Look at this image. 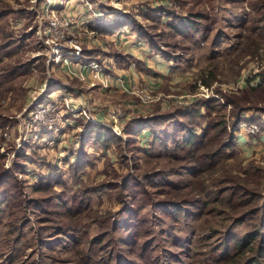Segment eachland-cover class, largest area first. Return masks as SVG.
I'll use <instances>...</instances> for the list:
<instances>
[{"label": "rangeland", "instance_id": "obj_1", "mask_svg": "<svg viewBox=\"0 0 264 264\" xmlns=\"http://www.w3.org/2000/svg\"><path fill=\"white\" fill-rule=\"evenodd\" d=\"M80 5L84 11L82 14L76 9ZM150 6L173 7L183 14L189 10L203 12V24L207 29L200 33L199 44L182 39L176 45L183 48H174L172 42L175 40L168 35L169 30L161 25L156 28V20L149 16ZM51 9L57 11L63 23L68 21V26H60V34L49 33L47 36ZM1 12L0 54L4 53L1 48L4 42L9 41L8 36L22 40L25 32V40L17 51L10 49L13 53L3 56L0 71L4 66L28 62L36 67L31 73H20L0 83V173L10 171L11 177L6 180L11 181L14 176L27 200L48 194L55 196L48 207L56 211L51 213L52 218L67 220L70 217L62 216L64 208L73 206L75 216L68 220L77 233L74 237L82 238L83 250L90 244L92 236L107 228V220L113 214L118 226L111 233L114 243L121 245V240L128 239L125 227L128 217L119 213L121 195L127 190L116 187L125 176H139L147 189L153 192V199L158 201L163 198L160 193L162 186L156 184L163 180L177 183L181 191L188 180L197 182L183 167L186 164L182 159L185 152L177 147L180 138H175L172 133L175 128L171 124L165 125L161 131L165 139L155 141L149 130L139 135H126L131 122L169 108L176 102L175 98L183 99L182 104H186L208 96L222 99L215 93L216 88L223 92H238L240 88L233 90L229 86L237 84L253 61L264 56V27L258 54L239 56L246 47L245 36L250 33L248 27L253 23L264 24V20H258L262 16L264 18V0H0ZM75 12L77 16L85 15L89 21L78 24ZM126 14L134 16L151 33L165 31L159 40L164 45L169 42L171 46L164 48L170 52H182L183 59L166 60L169 73H156L146 80L140 79L129 93L106 92L98 87V82H87L70 75L63 67L61 54L70 56L77 45L81 49L80 54L83 51L96 52L98 58L109 52H118L108 33L94 32L89 25L95 26L100 21L108 24L114 19L112 16L123 18ZM123 30L130 32L128 28ZM256 30L257 33L262 31L260 28ZM51 37L55 43L47 42L46 39ZM55 46L62 47L58 54L53 53ZM148 52H151L150 48ZM160 58H154V62ZM134 63L135 67H141L139 61ZM203 69H213L216 74V80L208 87L202 84L200 77ZM152 80L158 84L157 87L151 84ZM138 86L151 88L152 100L142 101L135 89ZM246 105L250 106L245 109L247 116L264 114V109H260L264 108L263 95L254 97ZM115 107L122 109L117 122L108 114ZM229 108L227 105L224 109L226 115ZM254 109L259 110L254 112ZM90 122L111 128L116 138H120L119 143L105 147L92 141L93 137L85 134ZM230 123L228 129L233 131ZM262 134L264 132L258 131L253 138ZM253 138L246 139L244 148L235 141L234 151L231 149L220 156V161L212 169L202 173L200 179L205 188L215 189L219 178L236 176L241 172L243 178L255 181L250 183L251 187L258 185V191L264 194V177L256 175L250 168L251 164H258L264 169V147L252 150L248 144H252ZM244 170L247 174L243 173ZM43 180L50 184L49 190L36 192L34 188ZM204 193L200 195L198 204L184 206L180 219L176 221L163 212L164 206L160 203V206H143L141 214L145 213L149 227L146 238L155 239L153 246L158 252L154 255L160 256L157 264H214L212 256L231 253L233 235L242 236L255 226L256 219L252 216L234 223L232 216L235 213L227 202L214 199L215 192L210 195ZM73 196L82 199L88 207L79 212V205L71 202ZM263 200L258 198V203ZM64 201L68 203L64 204ZM26 207L21 213L24 221L20 225L24 237L17 241H13L17 234L11 208L3 207L0 211V262L78 264L72 235L59 233L52 222L42 223L49 225L40 230L36 219L39 214L31 204ZM258 216H261L260 226L264 232V208ZM44 231L45 235L41 236ZM83 232L87 236H80ZM37 236L48 240L43 247L36 242ZM104 250L99 254L107 256Z\"/></svg>", "mask_w": 264, "mask_h": 264}, {"label": "trees", "instance_id": "obj_2", "mask_svg": "<svg viewBox=\"0 0 264 264\" xmlns=\"http://www.w3.org/2000/svg\"><path fill=\"white\" fill-rule=\"evenodd\" d=\"M148 9L149 16L157 22L158 26L156 28L161 25L169 30L168 35L175 40L172 42L174 48H183L182 45H176L182 39H190L195 45H198L200 41L199 37L201 36L200 33L205 32L207 29L205 24H203V19H205L203 12H191L189 10L183 14L175 8L168 6L155 8L150 6ZM262 17L258 19L260 22L264 20ZM101 25L102 32L109 34H115L124 28H128L131 32L139 36L150 47L153 53L161 54L167 60L183 59L184 57L182 52H170L164 48L165 46H171L169 42H166L164 45L162 44L164 42L159 40V38L165 35V31L151 33L150 30L143 28L134 16L129 14H126L123 18H115L111 23ZM263 27L264 24L256 25L254 23L248 27L250 33L245 36L247 41L245 45L247 48L242 49V54L239 53V56L247 54L251 57L258 54L259 48L261 47L260 39L263 37ZM259 28L262 31L257 33L256 29ZM22 37V40L14 39L10 36L7 37L9 41L3 43L1 51H4V53L0 54V61L3 56H10L13 53L10 49H13L15 52L23 46L25 32H23ZM95 53L92 54L90 51H83L81 60L84 62L93 60L101 61V58H98V53L96 56ZM114 53L117 54V57L121 55L118 52ZM35 67L32 62L4 66L2 67V71H0V83L9 78L16 77L20 73H31L35 70ZM200 75L202 84L206 87L210 86L216 80V74L213 69H203ZM215 91V93L221 95L222 99L217 96H208L206 98L192 100L186 104L173 102L169 108L161 109L162 111L155 112L150 117L136 118L131 122L129 130H126L125 134L128 136L139 135L149 130L153 139L156 141L165 139L161 131L166 127L165 125L171 124L175 128V131L172 132L175 138H180L177 147L185 152L182 159L186 161V164H183V167L189 170L190 175L197 182H194L193 179L188 180L183 185L185 189L183 188V191H181L177 183L163 180L161 184H156V186H162L160 193L163 195V198L159 202L158 199H153V192L147 189L144 182L139 179V176L134 178L132 176H125L121 184L116 186L127 190V192L123 191L121 195L122 208L119 210V213L124 217H128L125 225L127 227L128 239L121 240V245H116L111 235L118 228L113 214L107 220V228L102 230L101 233L92 236L90 242L88 241L90 244L83 250L81 247L82 238L74 237L77 233L75 234L74 229H72L73 225L68 220L73 217L74 212L76 213V211H73V206H66L64 208V214L62 216L70 217L67 220L52 218L51 213L55 210L48 207L52 205L55 196L52 197L51 194H48L46 196H38L34 200H27L24 198L22 191H20L22 188L17 179L13 176L11 181H7L6 179L8 177L10 178L11 175L9 174L10 171H5L0 173V211L3 207L8 206L11 208L10 212L14 215L12 219L15 225L14 231L17 234L13 241L21 240L24 237L22 229L20 228V225L23 223L22 221H24L21 213L26 210L27 204H31L37 212L36 214H39L36 219L39 222L40 230H45L49 225L42 223L52 222L56 224V229H58L59 233L65 236L68 234L72 235L74 240L73 249L76 252V257H78V264H157L160 261V256L157 254L154 255L156 251L158 252L157 248L153 246L155 239L146 238L149 227L147 226L148 220L146 219L145 213L141 214L143 206H158L160 203L164 206L162 207L163 212L166 215L170 214L172 217L170 219L176 221V219H180L179 214L184 206L198 204L201 201L200 195L204 192L208 195L215 192L213 198L217 199V201L221 200V202L226 201L229 209H232V212L235 213V216H232V218L234 217V223L244 221L251 216L255 217L256 222L255 226L244 232L242 236L233 235L231 253L228 251L225 256H212L213 263L219 264L220 262H225L228 264L231 261L230 264H264V235L262 234L264 232L260 226L261 216H258L259 212L264 208V200L259 204L258 198L264 199V194H260L258 185L254 187L250 186V183H254L255 181L243 178L240 176L241 172L238 171L240 174H236V176L227 177L225 175L223 178H219L215 189H213L205 188V183L200 179L205 170L212 169L220 161V156L231 149L234 151L236 135L228 129L229 121L233 128L242 122H255L259 127V133L264 132V114L253 116H247L245 114V109L250 107L246 103H251L254 97L256 98L260 95H263L264 98V71H260L248 78L246 85L242 86L238 92H223L219 88H216ZM227 105H230V108L226 115L224 109L227 108ZM254 110V112H258L259 109ZM228 115L231 116V119L228 118ZM203 121L206 122L201 125ZM85 134L90 138L93 137L92 141L105 147L119 143L120 140V138H116L111 128L91 122L89 124L87 123ZM250 168L256 175L264 177V169L260 165L251 164ZM243 173L247 174L245 170ZM43 181L34 188L36 192L49 190L50 184L45 182L46 180ZM130 181H134L135 183ZM126 186H128V189L125 188ZM71 202L74 205H79V212H82L88 207L77 196H73ZM66 203L68 202L64 201V204ZM44 233L45 231L41 232V236L45 235ZM82 235L87 236V233L83 232L80 236ZM45 238H38L37 236L36 242L43 247L48 241ZM103 249H105L104 251L107 256L99 254V251ZM0 264L3 263L0 262ZM17 264L29 263L20 261Z\"/></svg>", "mask_w": 264, "mask_h": 264}, {"label": "crops", "instance_id": "obj_3", "mask_svg": "<svg viewBox=\"0 0 264 264\" xmlns=\"http://www.w3.org/2000/svg\"><path fill=\"white\" fill-rule=\"evenodd\" d=\"M78 6L76 9L79 10V14H82V9ZM77 16V12L75 14ZM85 15L77 16V22L83 25V21L87 22ZM115 18V16H112ZM111 17V18H112ZM111 19L112 21L114 20ZM89 23V22H88ZM102 21L95 26L90 24L92 30H98L102 32ZM82 27V26H81ZM109 38L114 42L115 46L118 47V54L112 52L108 55H104L101 61L93 60L89 62H84L81 60V54L78 57H74L71 53L70 56H64L61 54V60L63 67L67 68V72L70 75H75L79 79L87 82H98V87L103 91H113V92H126L133 89L136 81L146 80V78L151 77L152 74H167L170 71V67L161 54H154L149 51V46L135 33L126 32L121 30L116 34H109ZM63 55V56H62ZM161 56V60L154 62V58ZM74 59V60H73ZM139 61V67H135L136 63L134 61ZM71 63V64H70ZM65 69V68H64ZM94 72H97L98 76H94ZM145 73L147 76H145ZM151 81L153 86H158L156 82ZM91 84V83H90ZM253 138V137H252ZM247 138L244 135L237 136L236 142L238 146L242 148L245 147ZM251 149L257 150V148L264 147V134L260 135L258 138H253L252 144H248ZM247 146V145H246Z\"/></svg>", "mask_w": 264, "mask_h": 264}, {"label": "built area", "instance_id": "obj_4", "mask_svg": "<svg viewBox=\"0 0 264 264\" xmlns=\"http://www.w3.org/2000/svg\"><path fill=\"white\" fill-rule=\"evenodd\" d=\"M49 18H50V26L46 32L47 36H49L48 35L49 33L54 34V33L58 32L60 34V32H61L60 26H62V25L68 26V21L63 23L62 18H60L57 11L54 9H51ZM46 40H47V42L55 43V39L52 37L48 38ZM75 47L76 48L72 51V54L74 57H78L80 55L81 49L78 45ZM55 48L56 49H54L53 53L58 54L62 50V47L55 46ZM260 71H264V56L261 57L260 59L256 58L253 61V63L251 64V67H249V69L247 71L243 72V74L240 76L239 80L236 82L237 84H235V85L231 84L229 86V88L233 89V90H237V89L241 88L242 86H244L246 84L248 78L252 77L253 75H255L256 73H258ZM94 76L95 77L98 76L97 72H94ZM135 89H137V91L140 93L142 101L147 102V101L152 100V97L154 95L152 93L151 88H148L147 86H138ZM175 100L179 104L184 103L183 99L175 98ZM108 114H109V117L111 119H113V121L117 122L119 120V117H121L122 109L120 107H115L114 109L109 110ZM258 131H259V127H258L257 123H255V122H251V123L242 122L233 128V132L235 133L236 136H239L242 134L247 139L252 138Z\"/></svg>", "mask_w": 264, "mask_h": 264}]
</instances>
